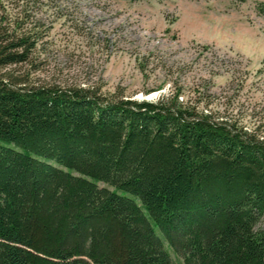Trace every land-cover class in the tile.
<instances>
[{
  "label": "trees",
  "instance_id": "1",
  "mask_svg": "<svg viewBox=\"0 0 264 264\" xmlns=\"http://www.w3.org/2000/svg\"><path fill=\"white\" fill-rule=\"evenodd\" d=\"M39 3L0 0V264H264V140L178 95L32 84Z\"/></svg>",
  "mask_w": 264,
  "mask_h": 264
},
{
  "label": "rangeland",
  "instance_id": "2",
  "mask_svg": "<svg viewBox=\"0 0 264 264\" xmlns=\"http://www.w3.org/2000/svg\"><path fill=\"white\" fill-rule=\"evenodd\" d=\"M34 12L47 35L34 67L17 68L32 84L178 95L264 140V0H40Z\"/></svg>",
  "mask_w": 264,
  "mask_h": 264
},
{
  "label": "bare ground",
  "instance_id": "3",
  "mask_svg": "<svg viewBox=\"0 0 264 264\" xmlns=\"http://www.w3.org/2000/svg\"><path fill=\"white\" fill-rule=\"evenodd\" d=\"M153 96H154V94H152V95L146 97L145 99H146V100H147V99H150V98H152Z\"/></svg>",
  "mask_w": 264,
  "mask_h": 264
}]
</instances>
